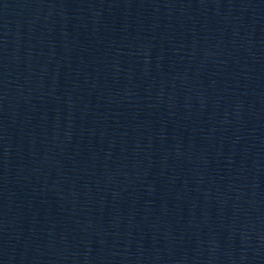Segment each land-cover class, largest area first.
Listing matches in <instances>:
<instances>
[{"label": "water", "instance_id": "95a60500", "mask_svg": "<svg viewBox=\"0 0 264 264\" xmlns=\"http://www.w3.org/2000/svg\"><path fill=\"white\" fill-rule=\"evenodd\" d=\"M0 264H56L42 0H0Z\"/></svg>", "mask_w": 264, "mask_h": 264}]
</instances>
